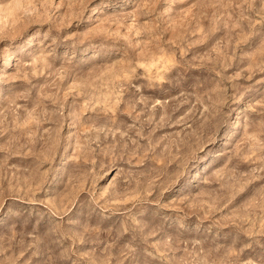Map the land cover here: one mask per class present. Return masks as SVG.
Masks as SVG:
<instances>
[{
	"label": "rangeland",
	"instance_id": "374dc122",
	"mask_svg": "<svg viewBox=\"0 0 264 264\" xmlns=\"http://www.w3.org/2000/svg\"><path fill=\"white\" fill-rule=\"evenodd\" d=\"M4 56L0 264H264V0H0Z\"/></svg>",
	"mask_w": 264,
	"mask_h": 264
},
{
	"label": "bare ground",
	"instance_id": "6f19581e",
	"mask_svg": "<svg viewBox=\"0 0 264 264\" xmlns=\"http://www.w3.org/2000/svg\"><path fill=\"white\" fill-rule=\"evenodd\" d=\"M6 57L4 56V64H3V67L0 69V71H3L8 65V59ZM67 149H68V146H66V151Z\"/></svg>",
	"mask_w": 264,
	"mask_h": 264
}]
</instances>
